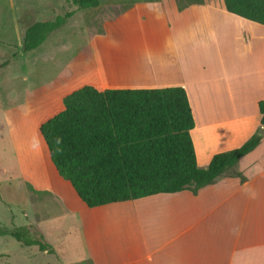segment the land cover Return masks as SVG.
<instances>
[{"label":"crops","instance_id":"1","mask_svg":"<svg viewBox=\"0 0 264 264\" xmlns=\"http://www.w3.org/2000/svg\"><path fill=\"white\" fill-rule=\"evenodd\" d=\"M113 23L125 27L124 36L115 35ZM91 41L94 62L86 71H95L93 87L186 90L199 167L241 147L260 128L264 26L229 13L223 0L136 5ZM47 168L49 187L35 189L57 203L59 214L33 207L23 222L13 214L10 227L0 216L5 229L27 227L43 237L53 251L42 253L44 258L67 264L75 255L90 264H264V138L238 165L245 184L222 177L198 193L157 194L97 208L86 206L51 163ZM36 252L34 258H41Z\"/></svg>","mask_w":264,"mask_h":264},{"label":"trees","instance_id":"2","mask_svg":"<svg viewBox=\"0 0 264 264\" xmlns=\"http://www.w3.org/2000/svg\"><path fill=\"white\" fill-rule=\"evenodd\" d=\"M201 2L202 0H198ZM226 10L264 26V0H223ZM75 10L55 19L43 17L23 39L24 52L40 48L76 11L100 6V0H70ZM261 126L241 147L215 155L199 167L191 136L195 120L182 87L98 89L84 86L63 100V110L39 130L59 175L89 208L186 190L198 193L219 178L247 182L240 161L264 138V100L258 104ZM24 248L53 251L27 227L0 229Z\"/></svg>","mask_w":264,"mask_h":264},{"label":"rangeland","instance_id":"3","mask_svg":"<svg viewBox=\"0 0 264 264\" xmlns=\"http://www.w3.org/2000/svg\"><path fill=\"white\" fill-rule=\"evenodd\" d=\"M160 1L100 0L98 8L76 11L37 51L24 52L23 39L31 25L75 7L70 0H0V216L5 226L13 224V214L23 222L33 207L46 215L59 214L57 203L35 189L49 187L47 164L55 167L39 128L63 110L66 96L94 86L95 71H86L94 62L91 40L104 36L105 26L129 8ZM176 1L183 6L198 0ZM111 28L115 35H125L121 24ZM33 86H39L34 95ZM0 229L8 231L1 224ZM71 238L74 244L77 233ZM36 251L9 235L0 236V264H67L50 255L34 258ZM78 258L75 255L71 264H90Z\"/></svg>","mask_w":264,"mask_h":264}]
</instances>
